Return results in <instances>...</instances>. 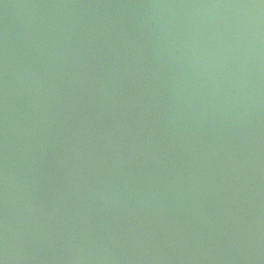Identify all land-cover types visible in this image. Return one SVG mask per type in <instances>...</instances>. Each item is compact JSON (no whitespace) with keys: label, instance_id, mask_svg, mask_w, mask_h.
<instances>
[{"label":"water","instance_id":"1","mask_svg":"<svg viewBox=\"0 0 264 264\" xmlns=\"http://www.w3.org/2000/svg\"><path fill=\"white\" fill-rule=\"evenodd\" d=\"M0 264H264V0H0Z\"/></svg>","mask_w":264,"mask_h":264}]
</instances>
